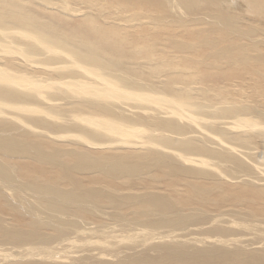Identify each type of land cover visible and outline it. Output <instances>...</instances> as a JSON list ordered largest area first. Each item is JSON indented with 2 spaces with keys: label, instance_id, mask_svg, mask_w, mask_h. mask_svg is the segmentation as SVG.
I'll return each instance as SVG.
<instances>
[{
  "label": "bare ground",
  "instance_id": "1",
  "mask_svg": "<svg viewBox=\"0 0 264 264\" xmlns=\"http://www.w3.org/2000/svg\"><path fill=\"white\" fill-rule=\"evenodd\" d=\"M23 1L26 3L0 0V210L10 211L17 218L10 214L9 217L7 211L4 215L0 212V249L16 247L11 253L0 251L1 264L10 261L16 264L18 257L22 258L18 264H264V218L254 217L245 208L220 210L214 206L207 211L204 206L208 202L206 194L212 190L220 192L221 197H228L237 190L226 188H238L240 183L246 187H240L235 198L238 194L240 197L249 195L246 198L249 204L255 200L252 196L264 198V176L258 175H264V145L252 146L254 133L243 135L231 132L232 127H223L206 134L205 124L209 118L230 116L227 105L216 106L207 101L178 105L168 97H172V93L162 91L167 86L165 78L157 80L159 87L154 83V91H150L124 76L126 68L119 58L127 45L115 30L108 34L96 21H85L93 16L85 11L86 6L81 8L83 1ZM142 1L151 4L155 0ZM233 1L162 0L177 12L170 21H195L196 25L208 22L207 31L220 29L217 37L203 35L197 42H208L210 55L236 66L237 61H246L248 53L244 48L231 46V42L217 45L220 37L226 35L231 40L243 41L259 29H243L240 25L239 28V17L233 18L224 11L231 9ZM242 2L252 15L258 18L264 15V0ZM86 3L90 9L102 5L91 0ZM127 4H132V0H127ZM103 6L110 7L106 3ZM204 7L208 12L203 10L205 13L198 17L199 13L183 20L185 10L190 15ZM61 9L70 11V17H64ZM79 18L84 20L79 22ZM153 20L157 24L164 23L159 22L161 13ZM192 28L194 30V26ZM201 30L187 33V37L191 39L190 36H197ZM74 39L77 41L71 43ZM116 41H120L121 46ZM196 43L186 42L177 49L189 53ZM41 45L49 49H41ZM235 53L242 57H236ZM164 54L170 57L165 48ZM127 62L135 70L140 67L137 61ZM177 62L181 65L182 61ZM156 63L153 61L150 66ZM246 64L248 66V61ZM78 87L79 95L46 92V89L78 91ZM193 87H189L188 97L194 95ZM197 87L207 94L208 88ZM128 99L144 101L151 107L158 101L189 105L194 112L203 114L205 122L187 123L195 135L177 128L169 133L159 129L165 130L164 127L147 128L143 135L136 131L138 128H124L134 129L137 136L147 142L140 147V152L135 151L137 148L131 141L122 142L120 147L128 148L125 150L112 142L103 144L90 140L98 133L103 136L102 140L111 138L113 141L112 137L122 131L120 126L135 125L130 116L144 120L141 117L144 107L132 110ZM250 106L246 104L243 107L246 110L233 116H245L252 111L264 117L262 108ZM202 107L209 110L202 112L198 109ZM173 112L170 120L174 122H181L180 116L189 113ZM118 117L130 122L125 123ZM152 122L157 124V118ZM260 126L264 127V122L256 123L251 131L257 132ZM49 131L58 135H50ZM61 141L71 143L64 146ZM225 145L237 149L224 150ZM183 152L192 157L184 156ZM14 159L17 162L31 160L36 171H29L26 163L16 164ZM225 163L234 165L233 172H228V167L222 171ZM39 164L53 166L61 174H50ZM242 167L245 168L237 170ZM86 174L88 180H82L80 175ZM64 179L68 182H61ZM198 180L209 182L201 186L196 183ZM182 182L188 192L201 198L196 207H186L187 199L182 196L173 198L172 192L178 191ZM209 184L214 187H206ZM167 187L172 192H164ZM102 203H109L116 214L101 210ZM261 210L264 209L261 207ZM92 212L119 223L96 224L90 220L96 217L90 216ZM134 214H141L142 218H126ZM101 218L96 217L97 222ZM132 223L135 225L131 226ZM232 225L235 228H230ZM237 228H248L253 237L259 236V242L243 239L237 235L242 232Z\"/></svg>",
  "mask_w": 264,
  "mask_h": 264
},
{
  "label": "rangeland",
  "instance_id": "2",
  "mask_svg": "<svg viewBox=\"0 0 264 264\" xmlns=\"http://www.w3.org/2000/svg\"><path fill=\"white\" fill-rule=\"evenodd\" d=\"M14 1H19L22 4L26 3L23 0H13V2ZM27 1H33V0H27ZM78 1H83V7L80 6L81 4H78L77 6L81 8H84V6H86L88 9L84 8L85 11H90L88 14L93 16L92 18L85 19V21L87 22L88 20H92V22L96 21L102 27L107 29L108 34H111V32L115 30L116 31L115 33H118L120 38L127 45L125 53H123L124 55H122V57L119 58V61L121 62L122 66H125L126 68V72L124 76L130 77L134 82H138L139 84L145 85L144 87L150 91H154V89H152V86L154 83H155V87H159V83L156 82L157 80L161 81L163 78H165L164 82L167 83V86L162 91L165 93L167 92L172 93V97L171 96H168V97L172 98L171 101L178 105L183 104V103H193V102L203 103L206 101L207 103L209 104L213 103L216 106L227 105L228 106L227 109L229 110L227 112L228 113L230 112V116L229 114H226L225 117L214 116V117L209 118L208 122L205 124L206 126V129L204 130L205 133L207 134V133L213 132L216 130V128L220 129L223 127H232L231 132L233 131L235 133H242L243 135L247 134L248 132L254 133L251 137V140L253 139L252 140L253 147L264 145V127L260 126L259 128L261 129L257 130L258 133L251 131L252 129H254V125L256 123L264 122V117L257 116L252 111H248V114L245 116H233L237 112H242L246 110L245 108H243L245 107L246 104H248V106L251 105L250 107H256V108L259 107V109L262 108V110H264V75H263L264 74V31L263 32L261 31V30H264V26H263L264 25V18H263L264 15L260 16V18L262 19L258 18V16L252 15L248 11V8L246 6L247 4L245 2H242L243 0H240L242 3L239 0H234L233 2L235 3L239 2V4L236 5L235 3H233L231 7L232 10L230 8L228 10H224L225 12L226 11L229 12L230 16L233 15L232 16L233 18H235V16L239 17L237 23H238V26L239 25L241 26V28L259 29V32H256L257 34L256 33L253 34L255 36L252 35L250 38H246L247 40H243V41L231 40V38L226 35H223L222 37H220L219 44L217 43V45H223L228 42L229 43L231 42L232 43L231 46L235 47L236 49L244 48V52L246 51L245 53L246 54L248 53L247 55L248 58L246 59V61L244 62L237 61L238 65L230 66L225 61V59H219V58H216L210 55V47L206 45L208 44V42L203 41V40L202 42L199 41L201 43V46L199 45L200 43L197 42L201 36L204 37L203 35H206L205 38L206 37L207 38L217 37L218 35L217 32L220 31V29L215 28L210 31H207L208 22L203 23V24L200 22L198 25H196V23L198 22H195V21L180 22V23L170 21L171 19H175V15L177 12L171 9L170 4L164 3L162 2V0H159V2L158 1L156 2L155 0L154 3H151V4H145L143 3L142 0H132V4L130 5L127 4V0H91L94 3L101 2L102 4V5L96 6L94 9H90L86 3L87 1H90V0H78ZM105 3L108 4L110 7H104L103 5ZM72 4L75 5V3H72ZM52 6L58 7L56 4H53ZM203 10L205 12H208L206 11L205 7L203 9H199V11L197 10L196 12H191L190 15L188 13H185L187 12L186 10L184 12L182 11L183 12V13L181 12L182 18L183 20H185L192 16H196L199 13L197 15L198 17L200 13L202 14L204 12ZM61 11L64 17H70L69 15L71 14L70 11H67L66 9L65 10L61 9ZM159 13H161V21L159 22L163 21L164 22L163 24H157L153 20V17L159 15ZM245 13L247 14V16L245 15ZM246 18L250 20L247 19L248 21H246ZM79 19H78L79 22H82L84 20V19L82 20V18H79ZM240 19L242 20L239 24ZM167 21L168 23H166ZM177 25H180V26H177ZM193 26H194V30L192 28ZM205 28H206V31H205ZM197 29H202V30L197 36H194V37L190 36L192 40L189 39L187 37V33L196 31ZM94 37H97V36H94ZM75 41H77V39H74L70 42L73 43ZM193 41L197 43L195 44L194 49H189V53H192V55H188L189 53H187L186 50L178 51L177 48L182 47V45L185 44L186 42H193ZM116 42L119 43V45L121 46L120 41H116ZM253 47L257 49H254ZM164 48L166 49L170 57L167 56L166 54L162 55V51H164ZM1 49L4 51H8V49L5 46H1ZM41 49H49V47L45 45H41ZM260 52L263 54H261ZM203 53H205V55ZM240 53H235L236 57H242V54ZM256 56H259V57L257 58ZM133 57H137V59H132ZM127 61H137L140 63V67L135 70L134 66H130V67L128 66ZM153 61L157 63L155 65L152 64L154 66L151 67L150 63ZM177 61H180V62L182 61L181 65ZM247 61H248V66L246 64ZM222 66L224 67L222 68ZM231 72H234V73H231ZM256 72L258 73L256 74ZM193 85H194L193 87L194 95L192 97H188L189 87ZM197 86L202 87V88H208L207 94L205 95ZM78 88H79L78 91H74L70 89H66L64 91L46 89V92L64 93V96L79 95L81 93V90H80V87ZM113 91L118 92V90H113ZM128 102H130L131 104L130 107L132 108V110L136 109L137 106L144 107V113H143V116H141L142 118H144V120L139 121L136 117L130 116L131 117L130 121H132V123L135 125L120 126L122 131L120 132L119 135H115L112 137L113 141L111 140V138L102 140L103 136L99 135L98 133H95L96 136L93 138H90V140H95V142H103V144H108L109 142H112V144L116 145V147H120L121 145H123L122 142L131 141L133 143L132 146L134 148H137L135 151L140 152L141 151L140 147H142L144 143H147V142L143 141L141 137L137 136L136 131H140L143 135L144 130L147 128L149 129L152 127H164L165 130L162 128H159V129L164 132L169 133V131L172 130L173 128H177L181 132H185L190 135H195L193 128L190 125H187V123L189 121H195L200 124H204L205 122V120L203 119V114L194 112L192 109H190L189 105L177 106L175 104H171V103L166 104L162 101H158L155 103L156 105L154 107H151L149 104H147L144 101L129 100ZM229 103H232V104L229 105ZM198 109H200L202 112H205L206 110H209V107H202ZM176 110H183L189 113H187L185 116H180L179 120L181 122H178L175 120L177 122L176 123L173 120H170V119H173V117L174 118L176 117V114L173 112ZM172 112H173V117H172ZM118 118L124 121L125 123L130 122L129 120H124V117L123 118L118 117ZM154 118H157V124L152 122ZM209 122H212L213 124L209 125ZM124 128H138V129L136 131H134V129H129L130 131L129 132L125 130ZM108 132L111 133L112 131L108 130ZM51 133L52 134L50 135H58L57 133H54V132H51ZM86 139L88 140L89 138H86ZM65 143L70 144L71 142L69 141L60 142L61 145L66 146L67 144ZM120 148L124 149L125 147H120ZM126 149L128 150V148H125V150ZM223 149L224 150H235L237 148L228 147L225 145L223 146ZM238 149H241V148H238ZM183 155L186 157H192V155L188 154L187 152H183ZM14 161L17 162V160L15 159ZM230 161H233V160H230ZM18 163H26L28 167L30 168L28 169L29 171H36V166L34 165V163L31 164L32 163L31 160H25V161L19 160L16 164ZM39 165L43 166L46 170H48L50 174H53V173L61 174V172L58 173L59 169H54L53 166H47V165H42V164H39ZM224 165L225 166L223 168L221 167L222 171H224V169L226 170V168L227 167L229 168L230 166L229 169L227 168V171L233 172L232 170V168L234 167L233 164L225 163ZM216 168H218V166ZM244 168L245 167H242L237 170H242ZM250 168H254V167H250ZM237 173L242 174L241 172H236V174ZM258 175L260 178L264 176L261 173H259ZM80 178L82 180L87 181L89 178V175L88 174H86L85 176L80 175ZM223 181L227 182V180H223ZM61 182L66 183L68 182V180H65V181L62 180ZM208 182L209 181L203 182L202 180L196 181V183L201 186H203V184H208ZM157 183L159 185H164L161 182H157ZM239 185L241 186H239L238 188L234 186L227 187L226 190L235 191V190H232L235 188L238 191L240 187H246L244 186L243 183H240ZM206 187L212 188L214 186L212 184H209ZM167 189L168 190H164V192H167V193L172 192L170 187H167ZM253 192L255 191L253 190ZM172 194H173V198L176 197L180 199L179 196L186 198L188 202L186 207L188 208L196 207V205L200 204L201 202L200 197L193 194V192H188V188L185 182H182V185L179 187V190L176 192H172ZM220 194H221L220 192H217V191L213 192V190H212V193L206 194V198L208 202L204 206L205 207L207 206L206 207L207 211H210V209L212 210L211 207H214V206H217L220 210L223 208L227 209L229 207L233 209L245 208L248 210L249 214L251 213L254 214L255 215L254 217L264 218V210H261V207L264 209V200H263L264 198L263 197L256 199L257 196H252V198L255 197L253 198L255 200L254 202H252V204H249L248 199H246V198H249V195L240 197V195L238 194L239 196L237 195L235 198L234 194H231L228 197H221ZM14 199L17 201L16 198ZM218 203H221V204L217 205ZM101 205L103 207L101 208V210H104V211L106 210L110 213L116 214L113 212L112 207L110 206L109 203H102ZM220 210H216L217 211L216 213H223V211L219 212ZM6 211L7 210H4V212H2V210H0L1 214L3 215L6 214ZM7 213H8L7 214L8 216L9 214L12 215L10 211H7ZM13 213L15 212L13 211ZM14 215L12 216L16 218ZM90 216H93V217L96 216L98 219H100V217L103 218V219L101 218L103 221L98 220L100 222H97L96 217H94L96 221L93 218L92 219L89 218L96 224L107 222V223H113L114 225H118L115 223H119L118 221L111 220L109 217H106L104 215L103 216L98 215V213H95V212L94 213L92 212ZM136 217L142 218L141 214L140 215L134 214V215L126 216L127 219H136ZM106 220H109V221H106ZM255 221L257 220L255 219ZM134 225L135 224L132 223L131 226H134ZM232 227L235 228L233 225L230 228ZM237 230L242 231V232L239 231V233L240 232L241 233L237 235H241L240 237H242L243 239H248L250 241H253V240L258 241L259 239V236H257V238L255 236L253 237V234H251L248 228H244V229L237 228ZM244 235H245V238H244ZM260 247H263V246L259 245V248ZM7 248L10 251L9 250L7 251ZM7 248H2L3 250L0 249V251H3V253L4 252L11 253L12 251L15 250L16 247H14L13 249L11 247H7ZM16 259H18L15 262L16 264L22 262L21 261L22 258L18 257ZM1 263H3V261L0 260V264ZM9 264H13V263L10 261Z\"/></svg>",
  "mask_w": 264,
  "mask_h": 264
}]
</instances>
